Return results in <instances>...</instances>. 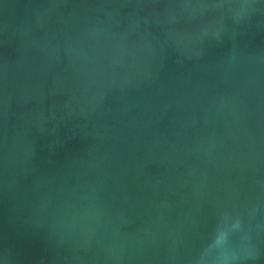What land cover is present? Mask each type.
I'll use <instances>...</instances> for the list:
<instances>
[{"label": "water", "instance_id": "1", "mask_svg": "<svg viewBox=\"0 0 264 264\" xmlns=\"http://www.w3.org/2000/svg\"><path fill=\"white\" fill-rule=\"evenodd\" d=\"M0 264H264V0H0Z\"/></svg>", "mask_w": 264, "mask_h": 264}]
</instances>
